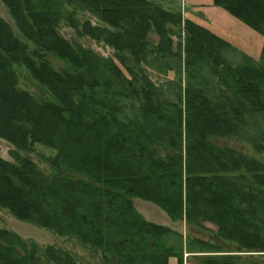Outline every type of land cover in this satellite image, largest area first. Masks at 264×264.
<instances>
[{
  "label": "trees",
  "instance_id": "obj_1",
  "mask_svg": "<svg viewBox=\"0 0 264 264\" xmlns=\"http://www.w3.org/2000/svg\"><path fill=\"white\" fill-rule=\"evenodd\" d=\"M2 1L22 36L0 16V138L14 145V161L0 157V208L75 237L106 263H184L183 234L141 217L140 198L173 220L216 225L215 236L245 253L219 254L217 242L194 238L202 264H264V162L213 141L245 139L264 150V128L251 122L264 124V65L229 62V40L153 0ZM213 1L264 36V0ZM66 3L97 24H80L63 12ZM62 20L114 48L116 60L62 37ZM49 56L64 62L61 70ZM22 65L36 93L19 87ZM148 68L176 77L157 84ZM37 143L56 150L44 157L50 172L29 156ZM49 263L80 264L0 228V264Z\"/></svg>",
  "mask_w": 264,
  "mask_h": 264
},
{
  "label": "rangeland",
  "instance_id": "obj_2",
  "mask_svg": "<svg viewBox=\"0 0 264 264\" xmlns=\"http://www.w3.org/2000/svg\"><path fill=\"white\" fill-rule=\"evenodd\" d=\"M153 1L160 3L165 9L169 11L182 13L184 21L191 20L194 23L202 25L229 40L234 46L232 49H228L224 53L229 62L233 64H240L246 63V59H252V63L254 62L256 64L264 65V36L255 31L244 21L234 17L222 7L216 6L213 0ZM63 12L70 15L73 14L80 24L87 20L91 21V23L94 25H96L98 22L97 16L88 10L82 9L81 6L76 4H64ZM0 16L12 26L15 34L22 36L19 28L16 25L15 18L11 14L10 8L2 0H0ZM58 30L62 37L74 45L80 44L85 48L94 50L101 56L115 59L114 48L104 45V43H98L89 36H79L77 30L66 20L61 21ZM185 33L186 32L183 34L184 36ZM22 39L32 45L25 38ZM176 40L178 39L176 38L175 41ZM149 41L150 45L152 46H155L159 42V37L155 32H151L149 34ZM49 59L58 70H61L64 66V62L56 57L49 56ZM20 70H22L25 75L19 77V87L31 93H36L35 87L37 86L32 84L33 81L35 82V80L32 76L31 80L30 77L26 75V66L22 65ZM147 72L150 74L152 79L157 82V84H163L166 82L170 83L176 77V73L174 71H169L168 74L164 75L160 74L154 69L148 68ZM203 76H207V79L208 76H212L207 67L203 69ZM208 80L209 82L207 80L205 81L211 83L210 85H216V78L210 77ZM185 81L186 76L184 77V86ZM37 95L38 94H35L38 99ZM251 120L253 131H256V128L257 130L261 129V127L264 128V124H262V118H257L256 122H254L253 119ZM213 141L221 146L233 147L238 151L246 153L248 156L254 157L264 162V150L260 151L254 149V147L245 139L242 140L236 138L214 137ZM12 149H14L13 144H11L6 139L0 138V157L14 161V158L11 155ZM55 154L56 150L37 143L35 145V151L29 156L32 157L43 170L50 172V167L45 162L44 157L54 156ZM133 201L135 207L140 213V216L147 221L168 226L173 230L183 234V246L181 251L183 254L184 263H181L178 258L171 256L169 258L168 264H202L200 260L202 256L205 255V253L202 254L200 252H195L201 250V248L199 244L194 242V238L217 242L223 246L219 254H236L240 252L238 251L237 243L227 240L224 242L222 239L215 236L217 227L211 223H205L203 227L190 225L186 222V220H173L172 217L169 218L166 213L155 207L158 205H154L140 198H134ZM0 228L13 230L27 240L36 241L42 247L55 245L60 249L71 252L78 259L80 264H111L106 263L107 260L105 261L101 251L97 252L90 246H84L75 237L59 236L54 231L44 228L34 222L20 220L7 209L0 208ZM169 241H171V243H177V236H170Z\"/></svg>",
  "mask_w": 264,
  "mask_h": 264
},
{
  "label": "crops",
  "instance_id": "obj_3",
  "mask_svg": "<svg viewBox=\"0 0 264 264\" xmlns=\"http://www.w3.org/2000/svg\"><path fill=\"white\" fill-rule=\"evenodd\" d=\"M151 203V202H150ZM153 204V203H152ZM154 205H156V204H154ZM155 207H157V209H159V210H161V211H163L164 213H166L167 214V216L169 217V218H171L170 217V215L166 212V211H164L160 206H155ZM150 208H152V207H150ZM153 209V208H152ZM165 214V215H166ZM214 226H216V225H214ZM239 253H241V254H245L244 252H239Z\"/></svg>",
  "mask_w": 264,
  "mask_h": 264
}]
</instances>
